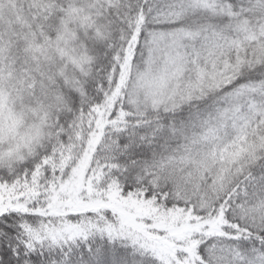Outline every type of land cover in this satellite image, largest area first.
<instances>
[{
  "label": "snow or ice",
  "instance_id": "obj_1",
  "mask_svg": "<svg viewBox=\"0 0 264 264\" xmlns=\"http://www.w3.org/2000/svg\"><path fill=\"white\" fill-rule=\"evenodd\" d=\"M0 264H264V0H0Z\"/></svg>",
  "mask_w": 264,
  "mask_h": 264
}]
</instances>
